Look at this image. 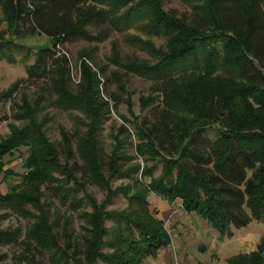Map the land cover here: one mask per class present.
<instances>
[{"label":"trees","instance_id":"1","mask_svg":"<svg viewBox=\"0 0 264 264\" xmlns=\"http://www.w3.org/2000/svg\"><path fill=\"white\" fill-rule=\"evenodd\" d=\"M182 1L187 5L183 12L165 8L164 0H0V23H5L0 60L34 57L27 76L0 90V100L13 98L22 81L43 85L34 99L24 93L16 101L13 117L21 122H10V131L0 137L4 178L15 173L5 167L6 155L26 147L27 170L6 192L0 188V209L28 219L26 227L0 228V246L21 244L13 256L18 263L142 264L157 257L172 238L151 208V192L170 202L180 199L187 212L211 223L221 240L253 219L264 224V0ZM132 28L165 41L157 45L132 36ZM115 32L149 55H122L113 40L111 63L152 81L150 93L140 97L139 114L133 110L128 78L109 65L95 68L88 48L79 52L81 75L73 82L66 44L102 42ZM36 34L47 36L49 43L34 50L22 38ZM112 81L120 92L109 88ZM44 101L83 112L86 128H62L61 141L52 140L37 116ZM122 101L131 118L121 115L124 121L108 154L102 124ZM133 136L143 167H125L137 157L127 151ZM117 175L130 181L113 187ZM87 183L106 191L102 202ZM44 187L49 197L78 211V234L69 215L61 231L56 229L61 216L56 213L52 220ZM120 194L128 207L108 209L107 203ZM4 257L0 252V260ZM227 260L264 264V232L255 248Z\"/></svg>","mask_w":264,"mask_h":264},{"label":"rangeland","instance_id":"2","mask_svg":"<svg viewBox=\"0 0 264 264\" xmlns=\"http://www.w3.org/2000/svg\"><path fill=\"white\" fill-rule=\"evenodd\" d=\"M164 4L165 8H174L179 12H183L187 8V5L182 0H164ZM4 26L5 23H0V28ZM129 32L132 36L151 39L157 45H162L165 41L164 37L147 34L138 28H132ZM113 40H117L116 45L120 49L122 55L136 52L140 56H149L141 47L126 41L124 35L118 32L113 33L110 38L102 42L79 40L73 43H67L65 50L71 61L73 82H78L81 75L79 52L83 48H88L97 61L95 68L99 65H109L111 70L117 69L121 73L122 79L123 77L125 79L128 78L127 83L133 100V110L135 113L139 114L141 112L140 97L150 93L152 81L136 74H127L124 69L111 63L110 58L112 56ZM22 41L33 46L34 50L39 46L49 43L48 37L44 34L30 35L22 38ZM25 58L23 54H18L15 62H9L5 59L0 60V90L8 88L15 81L21 80L27 76V64L32 63L34 57H30L27 61ZM107 73L108 76L112 77L110 71ZM37 81H22L18 90L14 93L13 98L9 100H0V137L6 135L10 131V122H21V120L13 117L16 101H20L24 93L32 99L43 93V85H40V80ZM112 82L108 85L109 88L115 92H120L118 82ZM124 96L126 95L124 94ZM42 105L43 109L39 111L37 116L39 120L44 122L47 134L52 140L61 141L62 128H66L70 131L76 128H86L83 122L88 120V117L83 112L79 110L61 109L52 106L49 101H44ZM121 115L131 118L130 107L124 101L117 105V109H111L109 117L105 119L102 124L100 136L105 153H111L116 145L114 134L118 133L119 127L124 121ZM5 116L7 117L4 118ZM129 127L130 130L133 131L131 126ZM130 140L133 141V144H127V151L129 154L137 156L134 136ZM25 156L26 147H20L13 153L6 155L5 167L12 168L15 173L7 178H4L3 174H0V188L2 191L6 192L12 184L20 181L21 174L27 170L24 165ZM135 163H140L143 167L144 160L140 156L133 157L127 161L125 167ZM159 171L158 169L155 174L157 175ZM146 180H149V177H147ZM129 181L130 178L127 176L117 175L111 179V185L116 187L127 184ZM86 187L98 202H102L105 199L106 191L98 184L87 183ZM148 197L151 208L156 209L158 211L157 215L164 219L165 226L169 230L172 241L168 246L160 250L157 257H147L142 264H198L199 261L209 264H230L227 257L240 251H249L255 248L264 232V224L253 219L247 226L235 228L234 235L231 238L226 237L221 240L218 237V230L196 212H187L183 208L180 199L170 202L154 192L149 193ZM44 198L50 200L52 220L55 219L56 213L61 216L59 222L55 224L56 229L61 231L63 218L69 215L72 219L71 225L74 227L76 234H78L82 222L78 216V211L62 204L57 197H49L46 187H44ZM106 207L108 209H126L128 207V201L122 194L116 195L107 203ZM87 209H91L90 206ZM0 212L4 214V216L0 218V228L14 227L17 225L26 227L28 224V219L26 217L13 212L9 208H2ZM111 223V220L107 221L108 226ZM21 249L22 246L20 243L1 245L0 252L4 253L5 257L0 260V264H20L13 256L15 253L20 252Z\"/></svg>","mask_w":264,"mask_h":264}]
</instances>
